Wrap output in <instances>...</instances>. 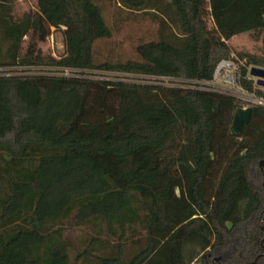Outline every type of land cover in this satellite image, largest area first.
I'll list each match as a JSON object with an SVG mask.
<instances>
[{"label":"trees","instance_id":"trees-1","mask_svg":"<svg viewBox=\"0 0 264 264\" xmlns=\"http://www.w3.org/2000/svg\"><path fill=\"white\" fill-rule=\"evenodd\" d=\"M15 2L0 0V264H264V106L236 136L246 102L202 84L233 60L264 99L248 78L264 61L229 44L261 29L264 48V0H117L159 37L116 60L96 57L113 35L100 0ZM55 31L59 56L40 47ZM69 220L93 232L73 259Z\"/></svg>","mask_w":264,"mask_h":264},{"label":"rangeland","instance_id":"rangeland-1","mask_svg":"<svg viewBox=\"0 0 264 264\" xmlns=\"http://www.w3.org/2000/svg\"><path fill=\"white\" fill-rule=\"evenodd\" d=\"M100 3L104 7V15L112 28L113 35L95 43L98 60L135 57L136 46L141 41L158 39V22L151 17L122 9L117 0H100ZM35 9V0H16L14 4L16 15H22ZM262 37L263 30L255 29L234 36L230 39L229 44L234 54L247 52L264 61ZM40 47L45 53L54 56L61 55L65 50L63 34L60 31L53 32L46 41L40 43ZM65 228L64 237L70 243V253L73 259L74 255L85 246L87 238L93 232L87 227L74 226L71 220L66 222Z\"/></svg>","mask_w":264,"mask_h":264},{"label":"built area","instance_id":"built-area-1","mask_svg":"<svg viewBox=\"0 0 264 264\" xmlns=\"http://www.w3.org/2000/svg\"><path fill=\"white\" fill-rule=\"evenodd\" d=\"M250 67L248 69V78H256L249 74ZM68 73L69 70H65ZM239 65L233 60H221L214 72L213 79L209 82H202L204 85L211 86L215 90H219L225 93L235 95L246 102L244 106H251V104H259L264 106V99L258 97L255 93L249 92L244 89L239 81Z\"/></svg>","mask_w":264,"mask_h":264},{"label":"water","instance_id":"water-1","mask_svg":"<svg viewBox=\"0 0 264 264\" xmlns=\"http://www.w3.org/2000/svg\"><path fill=\"white\" fill-rule=\"evenodd\" d=\"M249 74L256 78V83L258 85L264 86V68L263 67L251 66L249 70ZM251 114H252V106H240L236 108L233 114L231 133L236 136H239L242 132L243 126L250 122ZM260 165L264 166V160L260 161ZM219 259L220 257L217 258V260ZM252 263L253 262H251V264Z\"/></svg>","mask_w":264,"mask_h":264},{"label":"flooded vegetation","instance_id":"flooded-vegetation-1","mask_svg":"<svg viewBox=\"0 0 264 264\" xmlns=\"http://www.w3.org/2000/svg\"><path fill=\"white\" fill-rule=\"evenodd\" d=\"M217 258H218V257H215V258L213 259V263H214V264H219V263H220V259L217 260Z\"/></svg>","mask_w":264,"mask_h":264}]
</instances>
